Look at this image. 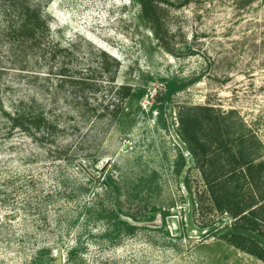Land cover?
Wrapping results in <instances>:
<instances>
[{
	"label": "rangeland",
	"instance_id": "374dc122",
	"mask_svg": "<svg viewBox=\"0 0 264 264\" xmlns=\"http://www.w3.org/2000/svg\"><path fill=\"white\" fill-rule=\"evenodd\" d=\"M30 2L42 10L52 41L77 42L84 57L95 58L100 50L119 64L116 85L96 97L104 96L109 110L110 103L121 105L123 114L107 137L98 172L88 174L97 178L110 169L119 183L120 205L134 214L136 221L129 222L137 228L115 246L105 244L101 228L89 235L81 225L55 239L56 232L40 222L39 210L52 219L57 209L69 211L73 204L58 200L56 207L48 192H9L2 180L31 168L0 142V264H53L50 254L40 251L53 240L62 264H264L212 233L230 219L214 210L179 132L181 113L211 105L230 112V139L243 135L251 143L256 136L264 155V0H156L149 20L137 0ZM6 36L0 32L5 107L28 94L33 80L18 68L32 66L34 53L39 55L29 42ZM167 82L174 89L170 97ZM120 85L145 94L136 105L130 97L119 98ZM162 212L168 214L165 220ZM79 236V253L70 262L68 251Z\"/></svg>",
	"mask_w": 264,
	"mask_h": 264
},
{
	"label": "trees",
	"instance_id": "16d2710c",
	"mask_svg": "<svg viewBox=\"0 0 264 264\" xmlns=\"http://www.w3.org/2000/svg\"><path fill=\"white\" fill-rule=\"evenodd\" d=\"M0 2V32L29 42L32 51H39V55L34 53L32 66L18 68L33 80L28 84V94L12 98L7 107L0 102V142L8 143L12 154L31 171L2 181L9 192H48L45 196L54 197L56 207L61 200L73 204V211L57 209L52 219L45 209L39 210L40 222L51 233L56 232L55 239L63 238V230L70 235L81 225L89 235L90 229L101 228L105 244L115 246L134 233L137 226L129 221L136 218L122 209L119 183L110 169L99 172L97 178L88 171L98 172L107 137L123 114L121 105L110 103L113 107L109 110L104 96L101 100L96 97L116 85L119 64L100 50L94 52L95 58L91 53L84 57L77 42L63 46L52 41L42 10L30 0ZM137 2L143 16L152 19L156 0ZM173 92L167 82L165 94L170 97ZM118 94L120 99L130 97L137 105L145 91L120 85ZM188 109L179 116L180 135L196 158L214 210L230 219L225 227L213 228L212 233L264 262L262 145L256 136L250 138L251 143L243 135L229 138L230 112L211 105ZM14 135L20 136L19 142L11 141ZM161 214L165 220L168 214ZM80 238H75V247L68 251L70 262L79 253ZM57 240L40 247L52 261L56 259L57 251L52 247Z\"/></svg>",
	"mask_w": 264,
	"mask_h": 264
},
{
	"label": "water",
	"instance_id": "95a60500",
	"mask_svg": "<svg viewBox=\"0 0 264 264\" xmlns=\"http://www.w3.org/2000/svg\"><path fill=\"white\" fill-rule=\"evenodd\" d=\"M53 264H62V254L60 252H57L56 259Z\"/></svg>",
	"mask_w": 264,
	"mask_h": 264
}]
</instances>
